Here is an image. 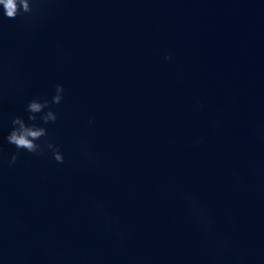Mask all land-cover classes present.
<instances>
[{
  "label": "water",
  "instance_id": "obj_1",
  "mask_svg": "<svg viewBox=\"0 0 264 264\" xmlns=\"http://www.w3.org/2000/svg\"><path fill=\"white\" fill-rule=\"evenodd\" d=\"M41 8H0V264H264V0ZM56 84L64 162L10 167Z\"/></svg>",
  "mask_w": 264,
  "mask_h": 264
},
{
  "label": "clouds",
  "instance_id": "obj_2",
  "mask_svg": "<svg viewBox=\"0 0 264 264\" xmlns=\"http://www.w3.org/2000/svg\"><path fill=\"white\" fill-rule=\"evenodd\" d=\"M44 0H0L3 17L9 20H15L21 17L27 22H31L41 12V4ZM165 59H170L166 56ZM64 88L60 84L54 86V94L51 99L38 96L31 99L25 106L24 111L28 113L27 121L22 116H14L11 119V129L4 138L7 143L15 146L16 152L10 154L8 159L9 166H14L19 159L20 151L35 156H43L51 153L52 158L57 163H63V154L59 146L48 139L47 129L43 125L55 123L57 114L53 106L59 105L63 100ZM39 120V124L36 121ZM91 123V121H89ZM194 214H199L197 208H193Z\"/></svg>",
  "mask_w": 264,
  "mask_h": 264
}]
</instances>
